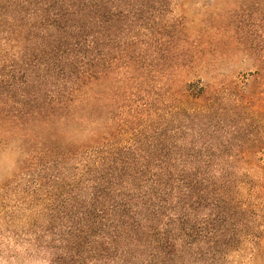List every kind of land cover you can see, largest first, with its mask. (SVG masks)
Segmentation results:
<instances>
[{
    "label": "trees",
    "instance_id": "obj_1",
    "mask_svg": "<svg viewBox=\"0 0 264 264\" xmlns=\"http://www.w3.org/2000/svg\"><path fill=\"white\" fill-rule=\"evenodd\" d=\"M165 1L0 0V63L20 98L0 99V133L22 139L26 202L58 222L63 264H219L245 248L221 164L262 157L206 151L182 130L213 112L215 89L154 70L178 66L176 44L138 49Z\"/></svg>",
    "mask_w": 264,
    "mask_h": 264
},
{
    "label": "rangeland",
    "instance_id": "obj_2",
    "mask_svg": "<svg viewBox=\"0 0 264 264\" xmlns=\"http://www.w3.org/2000/svg\"><path fill=\"white\" fill-rule=\"evenodd\" d=\"M165 2L164 10L152 6L157 18L151 28H138V49L145 58H159L166 57L165 52L155 56V48H167L160 43L176 44L178 66L170 68L165 61L168 67L160 62L154 70L174 74L180 83L200 80L215 89L213 112L187 118L181 122L182 130L189 139L201 136V143L208 144L206 151L211 152L210 144L215 143L220 155L240 156L254 146L250 151L262 157L261 162L249 158L248 163L221 164L230 174L223 196L247 240L245 248L227 254L219 264H264V243L261 258L250 254L255 237L264 238V0ZM11 64L8 59L0 63V99L8 104L20 100L10 97ZM191 126L193 131L187 128ZM200 127L204 134H199ZM1 134L0 264H63L61 251L55 248L60 239L54 229L58 222L40 219L42 208L26 202V190L33 186L32 176L22 170V139ZM65 240L70 241L68 236ZM82 260L74 264H88Z\"/></svg>",
    "mask_w": 264,
    "mask_h": 264
}]
</instances>
